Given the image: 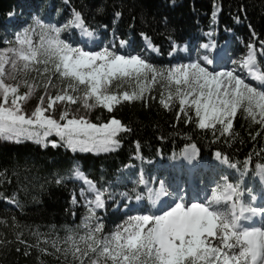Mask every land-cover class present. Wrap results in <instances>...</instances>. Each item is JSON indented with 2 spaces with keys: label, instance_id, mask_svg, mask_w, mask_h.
Instances as JSON below:
<instances>
[{
  "label": "trees",
  "instance_id": "trees-1",
  "mask_svg": "<svg viewBox=\"0 0 264 264\" xmlns=\"http://www.w3.org/2000/svg\"><path fill=\"white\" fill-rule=\"evenodd\" d=\"M68 11L78 12L85 26L106 27L128 44L139 47L141 36L148 37L158 53L148 51L147 61L160 70L173 63L168 55L174 44L179 47L203 39L200 31L213 28L210 16L218 29L227 27L234 33L230 40L235 54H242L237 39L247 40L252 34L264 42V0H0V43L20 30L21 15L27 20L36 15L45 24L60 26L69 17ZM10 14L17 18L8 21ZM206 18L210 25L204 22ZM179 55L183 61L190 58ZM145 97L121 101L111 112L99 107L91 113L94 123L115 118L130 129L118 135L119 145L111 151L81 152L62 141L53 147L48 142L0 138V264H80L78 256L66 251L74 247L73 241L83 248L79 238L86 234L81 221L84 213L70 206L77 165L99 191L134 196L142 189L134 174H151L157 160H178L192 146L202 158L218 153L226 159L229 174L234 168L241 172L239 185L242 182L261 191L255 173L258 166H264V125L258 119L254 121L240 109L228 132L220 125L201 129L190 109L184 116L175 101L167 108L159 102V85ZM130 164L132 169L126 171ZM97 216L101 217L98 235L103 238L124 214L108 211Z\"/></svg>",
  "mask_w": 264,
  "mask_h": 264
},
{
  "label": "snow or ice",
  "instance_id": "snow-or-ice-1",
  "mask_svg": "<svg viewBox=\"0 0 264 264\" xmlns=\"http://www.w3.org/2000/svg\"><path fill=\"white\" fill-rule=\"evenodd\" d=\"M36 23L40 26L38 20ZM75 23L84 28L78 12ZM60 31L41 26L39 45H33L27 36L18 37V47L0 51V138L43 143L54 133L73 151H111L119 145L118 135L130 131L118 119L96 124L86 119V114H80V107L71 110V116L66 107L59 116V121L66 122L61 124L46 113L55 112L63 102L82 105L88 111L102 106L111 112L121 101L146 99L145 93L154 85L164 90L159 101L164 107L178 101L184 116L194 108L201 129L220 125L223 132H228L240 109L254 121L258 116V123L264 125V75H253L260 82L258 89L234 70L217 71L200 62L160 70L146 57L122 55L115 49L87 51L74 47L60 39ZM244 64L253 66L252 52ZM33 71L44 78L45 95L27 113L23 105L35 91L29 82ZM53 77L64 85L54 94ZM21 84L27 87L24 93L19 91ZM52 146L57 145L52 142ZM236 189L226 185L224 197L236 194ZM165 194L163 190L157 193ZM220 199L213 195L190 206L177 202L163 214L135 215L126 221V226H117L114 233L101 238V226L93 219L95 209L104 207L97 193L94 206L89 207L90 214L82 222L86 234L79 241L84 247L73 241L74 247L66 251L78 256L80 264H264V228L245 229L235 216L231 222L221 221L214 210ZM243 211L249 212L244 219H251L258 209ZM68 239L71 241L72 236Z\"/></svg>",
  "mask_w": 264,
  "mask_h": 264
},
{
  "label": "rangeland",
  "instance_id": "rangeland-1",
  "mask_svg": "<svg viewBox=\"0 0 264 264\" xmlns=\"http://www.w3.org/2000/svg\"><path fill=\"white\" fill-rule=\"evenodd\" d=\"M67 16H69L67 20H65L64 23L60 26L53 22L45 24L36 15H32L29 20H27L26 17L22 15L19 16L18 20L20 23V30L15 32L12 38H9L10 40L8 39L1 41L0 51L7 50L9 47L13 46L18 47V37L23 38L27 36L32 40L33 45H39V43L41 42V26H51L54 28H59L61 30L59 33L61 40L82 50L101 51L104 49H115L119 54L122 55H138L142 58H145L148 54V51H150L148 49L149 46V48L153 50L154 54L158 53L157 48L150 42L148 37L142 35L140 39L141 47H138L137 44H128L126 41H123L121 39L118 40L117 36L111 33L106 27L95 29L92 34L89 31H85L82 28L77 27L75 23V13L73 11H68ZM16 18V14H10L8 16V21L14 20ZM210 19L211 23L213 24V28L205 29V31H200V33L198 34V36L203 39L208 38L207 44L199 43L197 41H190V43L186 47L182 45L178 49L174 48L173 46L172 51L168 55V58L172 59L173 63L168 69L189 64L191 62H200L202 66L207 65L209 69L215 68L217 71L234 70V74L238 73L242 78L245 79V82L260 89V82L256 79H254L255 81H252L250 75H264V43L258 41L256 36L252 34L250 39H237L239 48L242 50V54H235V52L232 51V42L230 40L231 37L234 36V33L227 27L218 29L217 22L215 21L214 17L210 16ZM37 20L40 22V26L37 25ZM204 22L209 23V25L211 24L210 22H208L207 18L204 20ZM235 23H240V21L236 19ZM121 42H123V44ZM205 45H208V47H204ZM207 49H210L211 52L209 53V55L205 56L203 52ZM185 50L190 58L183 61L182 56L179 55V52L185 53ZM249 52H252L254 57V64L251 67L245 66L244 64V61L247 59ZM208 60H212L213 63L207 64ZM215 60L220 61L221 65L217 67ZM7 67L8 65H6V68ZM29 82L34 85L35 91L23 105L27 113H30L40 102L39 97L45 95L43 87L44 78L39 76L36 71H33L29 74ZM7 83H13V81L8 80ZM53 83L56 84V88L51 89L53 94L56 92L57 88L64 86L57 77H53ZM19 91L20 93H24L27 91V87L21 84ZM163 91L164 90L159 86V92L162 93ZM164 95L166 99L167 94L164 93ZM175 102L178 104V101ZM66 107L70 110V116L72 114L71 110L80 107V114H86V119L91 121V113L102 106L94 107L90 111H88L83 109L82 105H69L67 104V102H63L57 107L55 112H47L46 115H51L59 121V116ZM190 111L195 113L194 108L190 109ZM257 119H259L258 116ZM59 122L63 124L66 121ZM59 141H62L60 137L56 136L53 133L52 135L45 138L43 143H52ZM189 151L191 152V155L194 156L193 159L190 160V162H187L183 157V155L186 156L188 154V149H186L184 153H181L178 160H175L173 157H169L167 159L160 158L159 160H157L151 167L153 169L156 166L155 170L151 174H149L147 171H139L138 173L134 174L135 180L138 183V187H142L143 185L148 187L144 195L137 196L140 198L139 200L137 199V197L133 198L132 200L126 199L124 191L120 192L117 197L114 194L115 192H113L112 190L95 192L94 188L96 187L93 183L91 185L87 182L82 181L78 174H76L79 168V165H77L76 171L72 176V180L76 186V190L71 193L70 206L72 209H81V212L84 213L81 219V221L83 222L85 220V217L90 214V205L94 206L92 202H94L95 195L99 193L104 202V207L95 209V217H98L99 219L95 220L94 217V222L100 225L101 217L97 216L98 213L105 214L109 211L118 214H124V216H122L118 223L110 227V230L107 234V236H109L110 234L115 232L117 226H126V221H128L130 217L140 214H163L157 212V206L159 205L157 199L160 196L157 195V193H159L161 190L166 193L165 195H161L162 197L164 196L165 200H172L169 202L173 203L172 207L175 206V203L179 201L178 199L180 197L183 198V203L190 206L192 203L201 201L203 202L206 199H210L213 195L220 196L221 199H223L226 191V185L231 184L234 188L237 189L242 187L243 199L246 202L250 203L253 207L258 209L257 214L255 216H252L251 219H242L238 223L245 229H250L253 227L264 228V183H262V181H264V171H262V169H264V166H258L256 169L255 180L260 186L261 191H255V189L251 185L242 184V182L241 185H239V181H241L242 178L241 172L238 169L234 168L229 174L228 170L231 171V169L229 168L228 163H225L226 160L223 157L217 155L218 153H213L210 158H202L200 157L199 152L196 148L189 149ZM90 152L100 153L104 151ZM132 167V164L128 165L126 171L131 170ZM123 170H125V168ZM192 170L193 173H191ZM230 175L232 177H230ZM190 183L195 184V186H193L194 191L193 193L188 192L187 195V188L189 187ZM197 184L199 186H197L196 188ZM177 191H180V193H177ZM189 196L193 199L199 198V201H190L189 203H186ZM235 199L236 198L233 197V201H235ZM92 258L95 257L93 256Z\"/></svg>",
  "mask_w": 264,
  "mask_h": 264
},
{
  "label": "clouds",
  "instance_id": "clouds-1",
  "mask_svg": "<svg viewBox=\"0 0 264 264\" xmlns=\"http://www.w3.org/2000/svg\"><path fill=\"white\" fill-rule=\"evenodd\" d=\"M264 170V169H262ZM264 183V181H262ZM233 197H235V204H233ZM253 206L243 199V188L236 189V194H230L228 197H223L216 204L215 212L221 221L231 222L235 216L238 222L249 215L248 211L244 209H251Z\"/></svg>",
  "mask_w": 264,
  "mask_h": 264
},
{
  "label": "bare ground",
  "instance_id": "bare-ground-1",
  "mask_svg": "<svg viewBox=\"0 0 264 264\" xmlns=\"http://www.w3.org/2000/svg\"><path fill=\"white\" fill-rule=\"evenodd\" d=\"M217 53V52H216ZM216 56V55H215ZM215 62H216V66L218 67V66H220L221 65V62L220 61H216L215 60ZM251 77L250 78H252L253 79V75H250ZM194 147H192V146H189V147H187V148H185V150L186 149H188V154L186 155V156H184L183 155V157L186 159V161L187 162H190V160H192L193 159V155H191V152L189 151V149H193ZM184 150V151H185ZM184 151H183V153H184ZM76 174H78V176L80 177V179L82 180V181H84V182H87L88 184H91L92 185V183H91V181H89L88 179H86V177H84V175L78 170L77 172H76ZM193 186H195V184L194 183H190V185H189V187L187 188V195H188V192H190V193H193V191H194V189H193ZM197 186H199L198 184L196 185V188H197ZM201 187V186H200ZM95 189V188H94ZM198 190V189H197ZM95 192H97V190L95 189L94 190ZM99 191V190H98ZM176 191V190H175ZM177 193H180V191L178 192L177 191ZM189 193V194H190ZM187 195H186V197H187ZM158 202H159V207H158V211L157 212H159V213H164L165 211H168V210H170V207H172V204L173 203H169L170 201H172V200H169V199H166L165 200V198H164V196L162 197L161 195L158 197ZM179 201L178 202H184V200L183 201H181L180 200V198L178 199ZM196 202V201H199V198H196V199H193L192 197H188V199H187V202L186 203H189V202ZM202 202V201H201ZM188 205V204H187ZM253 221V220H252Z\"/></svg>",
  "mask_w": 264,
  "mask_h": 264
}]
</instances>
